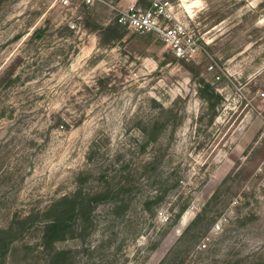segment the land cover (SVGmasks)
<instances>
[{"label":"rangeland","instance_id":"obj_1","mask_svg":"<svg viewBox=\"0 0 264 264\" xmlns=\"http://www.w3.org/2000/svg\"><path fill=\"white\" fill-rule=\"evenodd\" d=\"M167 1L195 59L102 39L107 4L0 0V264H48L50 207L82 187L126 208L54 244L71 264H264V0Z\"/></svg>","mask_w":264,"mask_h":264},{"label":"trees","instance_id":"obj_2","mask_svg":"<svg viewBox=\"0 0 264 264\" xmlns=\"http://www.w3.org/2000/svg\"><path fill=\"white\" fill-rule=\"evenodd\" d=\"M140 2L141 0H138V3ZM121 26L127 28L120 24L116 18L112 24H109L106 27L96 25L98 33L102 39L103 36H107L108 34L113 35V33L116 32ZM138 35L145 36L142 34ZM206 85L209 86L208 83H206ZM202 96L210 100L206 89H203ZM211 106H214V104L212 103ZM78 180L80 182L84 181L82 178H79ZM122 192V189H112L109 187H102L93 192H85L82 187L73 195L63 196L58 201H56L49 210L53 212V216H51L45 222L42 233V245L44 248L50 249V258L48 264H71L70 250L54 249V244L57 241H63L69 237H72L80 224L90 220L91 212L97 206L98 202L107 200L109 195L113 194L114 196H117V200H119L118 202L115 201L113 208L115 213L126 208L125 199L120 197ZM145 206V208L148 207V200ZM180 214L181 212L176 213L174 220H177L180 217ZM82 228H85V226H82ZM11 240L12 237L8 234L0 236V255H4L6 253Z\"/></svg>","mask_w":264,"mask_h":264},{"label":"built area","instance_id":"obj_3","mask_svg":"<svg viewBox=\"0 0 264 264\" xmlns=\"http://www.w3.org/2000/svg\"><path fill=\"white\" fill-rule=\"evenodd\" d=\"M69 4L70 0H62ZM88 5L107 4L114 12L115 18L132 31L146 35H156L165 46L180 60L195 59L205 45L190 30L188 25L178 21L168 11L167 0H151L149 6H141L137 0H127V5H116L107 0H83ZM213 68V64L209 66Z\"/></svg>","mask_w":264,"mask_h":264},{"label":"crops","instance_id":"obj_4","mask_svg":"<svg viewBox=\"0 0 264 264\" xmlns=\"http://www.w3.org/2000/svg\"><path fill=\"white\" fill-rule=\"evenodd\" d=\"M121 4H123V5H126L127 4V0L126 1H121Z\"/></svg>","mask_w":264,"mask_h":264}]
</instances>
